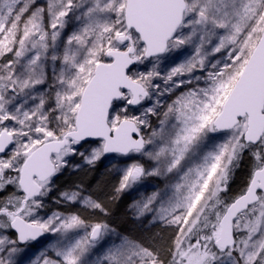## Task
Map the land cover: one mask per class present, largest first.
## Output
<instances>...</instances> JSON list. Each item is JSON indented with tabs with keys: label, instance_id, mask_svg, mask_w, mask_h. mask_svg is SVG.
Returning <instances> with one entry per match:
<instances>
[{
	"label": "snow or ice",
	"instance_id": "snow-or-ice-1",
	"mask_svg": "<svg viewBox=\"0 0 264 264\" xmlns=\"http://www.w3.org/2000/svg\"><path fill=\"white\" fill-rule=\"evenodd\" d=\"M0 264H264V0H0Z\"/></svg>",
	"mask_w": 264,
	"mask_h": 264
},
{
	"label": "rangeland",
	"instance_id": "rangeland-1",
	"mask_svg": "<svg viewBox=\"0 0 264 264\" xmlns=\"http://www.w3.org/2000/svg\"><path fill=\"white\" fill-rule=\"evenodd\" d=\"M185 55H187V53H185ZM81 176H83V173H81ZM92 177L97 178L99 180L101 186L105 183H107V184L116 183V181L118 179V177L115 174L110 173L109 169L104 168V167H100L98 172L90 173L89 178H92ZM77 179H78L77 176L66 173L64 176H62L60 178V180L58 181V184L59 185L71 184L73 181H75ZM148 183L154 184V183H156V181L153 179V180L148 181ZM238 186H239V183L237 181V184L233 186V190L238 188ZM126 204H127V200L121 202V204H119V205L114 206V210L117 212V216L115 217V219L119 220L123 217V213H124V209L126 207ZM152 231L157 232L159 230L158 229H152ZM162 242L163 241H161V243ZM45 243H46V239L44 237H42L38 242H35L32 245H29V251L27 253V256H32V254L35 253L38 249L42 248Z\"/></svg>",
	"mask_w": 264,
	"mask_h": 264
},
{
	"label": "trees",
	"instance_id": "trees-1",
	"mask_svg": "<svg viewBox=\"0 0 264 264\" xmlns=\"http://www.w3.org/2000/svg\"><path fill=\"white\" fill-rule=\"evenodd\" d=\"M237 181H238V183H240V181H239V178H238V180H237ZM236 190H237V188H236L235 190H233V192H235Z\"/></svg>",
	"mask_w": 264,
	"mask_h": 264
},
{
	"label": "water",
	"instance_id": "water-1",
	"mask_svg": "<svg viewBox=\"0 0 264 264\" xmlns=\"http://www.w3.org/2000/svg\"><path fill=\"white\" fill-rule=\"evenodd\" d=\"M42 238V237H41Z\"/></svg>",
	"mask_w": 264,
	"mask_h": 264
}]
</instances>
